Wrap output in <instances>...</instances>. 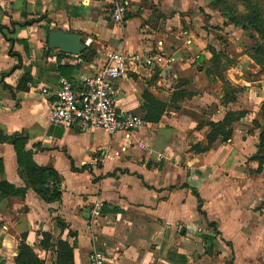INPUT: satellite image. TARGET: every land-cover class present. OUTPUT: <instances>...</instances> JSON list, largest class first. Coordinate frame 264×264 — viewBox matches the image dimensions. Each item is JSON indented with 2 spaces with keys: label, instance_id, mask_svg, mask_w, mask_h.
<instances>
[{
  "label": "crops",
  "instance_id": "1",
  "mask_svg": "<svg viewBox=\"0 0 264 264\" xmlns=\"http://www.w3.org/2000/svg\"><path fill=\"white\" fill-rule=\"evenodd\" d=\"M127 1L116 24L98 1L0 0V132L22 135L29 161L54 170L62 191L52 204L32 189L0 200V264H15L22 239L39 264H54L58 240L73 264L94 252L110 264H264V78L227 69L230 93L210 73L207 0ZM50 29L79 35L86 54L49 50ZM112 52L158 60L112 85L117 108L144 127L109 136L49 124L59 79L78 86ZM228 113L243 117L208 147L210 124ZM0 162V183L25 188L12 145L0 143Z\"/></svg>",
  "mask_w": 264,
  "mask_h": 264
},
{
  "label": "built area",
  "instance_id": "2",
  "mask_svg": "<svg viewBox=\"0 0 264 264\" xmlns=\"http://www.w3.org/2000/svg\"><path fill=\"white\" fill-rule=\"evenodd\" d=\"M105 3L110 19L123 23L129 2L127 0H92ZM154 56L140 53L112 52L107 55L105 65L94 74L84 78L78 86L59 79L54 92V102L48 109L49 124L79 131H103L109 136L133 133L145 123L130 111L118 109L112 97L113 82L125 78L139 67L153 69L157 65ZM43 93L46 91L42 90ZM98 207L90 211L92 223L98 222ZM89 264H110L106 257L94 252Z\"/></svg>",
  "mask_w": 264,
  "mask_h": 264
},
{
  "label": "trees",
  "instance_id": "3",
  "mask_svg": "<svg viewBox=\"0 0 264 264\" xmlns=\"http://www.w3.org/2000/svg\"><path fill=\"white\" fill-rule=\"evenodd\" d=\"M211 4L223 3L224 0H210ZM241 5L244 7V11L247 13V18L252 24V28L260 35V44L254 45L251 49L249 57L257 62L261 67L264 66V0H241ZM231 23L238 25L239 21L235 18L230 19ZM241 28H244L241 26ZM45 46L46 42H45ZM210 48H208V51ZM212 66L210 73L215 77L221 79L223 84L228 85L224 81L223 72L228 69L232 62L224 57L222 54L216 55L212 50ZM223 58V59H222ZM224 60V62L221 61ZM223 64V68L221 67ZM23 85V82L22 84ZM242 114L228 113L221 123H211V134L207 139V146L209 147L212 142L220 136L223 141H226L231 137V126L242 118ZM257 129L259 126L253 124ZM0 143L10 144L13 146L17 165L21 172V179L25 188L15 189L8 183H0V200L11 196H24L25 189H32L46 204H52L60 201L61 199V180L58 174L49 168L38 167L32 164L30 159V153L25 151V138L22 135H13L11 137L5 136L0 132ZM258 153L263 156L259 158V163H264V131H260ZM2 171V165L0 162V172ZM50 237L47 234L42 235L41 245L47 247ZM55 262L54 264H73V247L69 246L66 242L58 240L54 247ZM15 264H39L37 258L33 255L31 249L24 244V239L21 240L18 246V255L15 258Z\"/></svg>",
  "mask_w": 264,
  "mask_h": 264
},
{
  "label": "rangeland",
  "instance_id": "4",
  "mask_svg": "<svg viewBox=\"0 0 264 264\" xmlns=\"http://www.w3.org/2000/svg\"><path fill=\"white\" fill-rule=\"evenodd\" d=\"M207 1L212 15V17H208L213 25L211 28L213 30L211 38V45L213 46L211 47L213 48H210V50L216 55H224V57L232 62L228 67L229 70L235 68L243 70L245 77L248 80H251V78L257 80L259 77L260 79H263L264 66H259L257 62L249 57L250 51L254 45L260 44V35L252 28V24L246 16L247 13L243 10L244 7L241 5V0H224L223 3L216 4H211L210 0ZM231 17L237 19L239 24L235 25L231 23ZM241 26L244 28H241ZM210 50L208 52L210 53L208 66L211 68L213 54ZM222 62H224V60ZM221 65L223 68L222 63ZM226 72L227 70H225L223 74ZM225 87L227 91H230L231 93L233 87L229 85ZM260 109L262 114H264V104L261 105Z\"/></svg>",
  "mask_w": 264,
  "mask_h": 264
},
{
  "label": "water",
  "instance_id": "5",
  "mask_svg": "<svg viewBox=\"0 0 264 264\" xmlns=\"http://www.w3.org/2000/svg\"><path fill=\"white\" fill-rule=\"evenodd\" d=\"M46 45L49 50L70 56L84 55L87 50L79 35L56 29L47 32Z\"/></svg>",
  "mask_w": 264,
  "mask_h": 264
}]
</instances>
